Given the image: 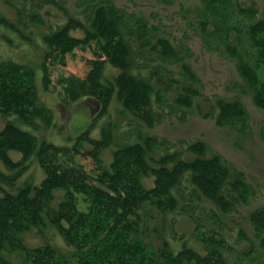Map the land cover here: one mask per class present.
<instances>
[{
	"label": "trees",
	"instance_id": "16d2710c",
	"mask_svg": "<svg viewBox=\"0 0 264 264\" xmlns=\"http://www.w3.org/2000/svg\"><path fill=\"white\" fill-rule=\"evenodd\" d=\"M3 1L12 6L10 0ZM19 1L30 6L34 0ZM91 1L81 0L78 8ZM118 11L122 12L112 2L94 1L90 9L67 17L57 30L44 35L51 47L96 46L97 57L89 61L85 74L65 78L71 100L94 101L103 116L115 99L148 127L162 118L161 106L169 96L175 106L194 108L217 123L241 113L238 100L206 98L195 87L152 79L147 55L179 59L185 45L170 35L157 36L152 44L141 40L123 21L126 15ZM235 11L248 19L242 25L250 34V48L264 65V11L238 4ZM9 28L16 30L0 12V30ZM237 51L231 55L239 58ZM248 64L239 62L237 70L256 88V103L264 108V84H259L256 70ZM108 68L115 70L111 78ZM33 78L29 67L12 59L0 61V116L13 115L25 126L6 122L0 130V160L7 170L16 171L0 179V260L3 253H18L22 264H233L228 254L238 258L254 254L255 247L245 242L241 230L233 242L215 217L203 220L195 213L200 204H212L227 213L243 201L245 193L243 183L231 177L219 156L204 154L201 141L188 143L185 153L173 149L154 157L155 138L147 137L116 148L105 163L102 154L112 144L110 129L100 130L97 138L88 123L72 146L58 145L35 133ZM202 104H206L205 111ZM11 153L19 154L18 161ZM88 161L90 168L85 164ZM30 162L37 163L42 180L34 185L16 184L17 170ZM149 178L151 184L146 185ZM62 186L73 193L54 203V190ZM76 193L91 199L87 212L78 209ZM189 206L191 220L180 223L178 217ZM248 220L264 233V207L251 211ZM48 229L57 233L63 248L45 235ZM30 233L42 242L29 246L26 237Z\"/></svg>",
	"mask_w": 264,
	"mask_h": 264
},
{
	"label": "rangeland",
	"instance_id": "374dc122",
	"mask_svg": "<svg viewBox=\"0 0 264 264\" xmlns=\"http://www.w3.org/2000/svg\"><path fill=\"white\" fill-rule=\"evenodd\" d=\"M10 1L12 6L0 0V12L16 30H0V61L12 59L33 70L37 108L35 133L58 145L72 146L88 123L94 126L92 134L97 138L101 136L100 130L110 129L112 144L102 154L105 163L116 148L147 137L155 138L154 157L173 149L183 151L188 143L201 141L204 154L219 156L229 168L231 177L243 183L245 193L240 199L243 201L227 213L212 204H200L195 213L203 220L210 215L215 217L221 231L233 242L238 240L233 237L241 230L247 237L245 242L255 247L250 257L228 254L233 264H264V233L256 231L248 220L251 211L264 207V108L256 103V88L237 70L239 62L249 63L262 85L264 65L250 48V34L242 25L248 24V19L235 11L236 4L239 8L258 7L264 11V0H93L80 9L81 0H34L30 6L19 0ZM94 1L114 3L116 9L122 11L118 13L126 15L123 21L128 22L141 40L152 44L157 36L170 35L185 45L179 59L162 60L153 54L147 55L152 79L160 77L166 83L175 82L174 86L178 82L177 85L195 87L206 98L220 96L238 100L241 113L217 123L194 108L175 106L169 96L161 106L163 119L159 118L148 127L126 112L115 99L103 116H99V105L94 101L71 100L64 86L65 78L85 74L89 61L97 57L96 46L89 43L71 48L51 47L43 37L57 30L67 17L90 9ZM235 51L240 53L239 58L231 55ZM106 72L111 78L115 70L108 68ZM201 109L205 111L206 104H202ZM6 122L25 128L17 117L9 115L0 116V130ZM18 155L11 153L14 161H18ZM85 164L91 167L89 161ZM17 171L20 177L15 183L20 186L38 184L43 178L35 162ZM14 173L16 171L7 170L0 160V179L2 174L12 176ZM151 181L152 178L146 179V185ZM68 192L72 190L64 186L56 188L54 203L65 200ZM75 197L78 209L87 212L91 205L89 196L76 193ZM186 210L178 217L180 223L191 220L188 217L193 212L191 207ZM178 227L177 230L180 224ZM45 235L60 248L64 247L54 230H46ZM26 239L29 246L42 242L34 233L28 234ZM0 264H22V261L18 253H3Z\"/></svg>",
	"mask_w": 264,
	"mask_h": 264
}]
</instances>
